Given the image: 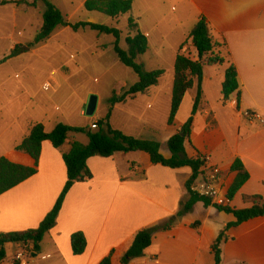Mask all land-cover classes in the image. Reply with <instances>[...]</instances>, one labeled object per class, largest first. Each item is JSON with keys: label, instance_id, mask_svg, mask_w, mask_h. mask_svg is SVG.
<instances>
[{"label": "crops", "instance_id": "crops-1", "mask_svg": "<svg viewBox=\"0 0 264 264\" xmlns=\"http://www.w3.org/2000/svg\"><path fill=\"white\" fill-rule=\"evenodd\" d=\"M55 1L63 4L58 7L63 14L69 13L70 21L78 14L88 18L86 22L90 23L105 16L87 12L84 9L87 0ZM173 1L177 8H171L173 15L167 16L161 11L149 13L148 7H155V4L147 0V7L137 16L141 21L146 18L147 24L143 28L137 24L138 30L148 39V51L152 49L150 32L155 28L176 38L173 64L180 46L188 40L201 17L207 19L215 41L226 43L225 53L224 48L218 50L226 54L228 62L223 66L205 68L202 103L194 117L191 142H186L185 148L190 157L199 154L219 166L228 177L229 188L237 175L231 167L240 160L250 179L230 207L238 210L251 208L252 204L245 202L244 197L261 196L264 199V125L261 122L250 124L245 117L246 113L252 112L264 118V0ZM164 24L168 25L167 30L163 28ZM187 49L192 59L197 58L191 42L184 52ZM229 62L236 67L241 85L239 105L236 94L227 104L222 101ZM197 94L198 82L195 80L194 88L187 93L179 113L183 107L188 108V114L192 112ZM178 116L172 126L167 125L157 142L165 144L181 130L186 119L179 122ZM34 124L0 144V158L34 167L32 158L16 151ZM45 130L52 132L46 127ZM69 150V143L61 149H55L49 142L43 143L38 173L0 196V233L24 232L40 226L67 182L63 154ZM161 152L165 158L170 157L167 149ZM87 164L93 179L77 183L71 189L57 226L46 235L28 264H100L112 251L113 264H121L120 259L131 247L137 233L175 217L189 200L185 184L192 176L190 168L172 170L155 166L142 152L118 153L110 158L94 157ZM201 207L204 217L193 219V214ZM234 221L233 215L198 203L190 213L177 219L170 231L156 233L144 256L129 264H215L212 245ZM78 232L87 240L86 251L81 256H75L71 246L72 235ZM227 236L230 239L221 246L222 264H264V218L233 228ZM22 247L33 249L32 245H8L7 259L3 264H13Z\"/></svg>", "mask_w": 264, "mask_h": 264}, {"label": "rangeland", "instance_id": "rangeland-1", "mask_svg": "<svg viewBox=\"0 0 264 264\" xmlns=\"http://www.w3.org/2000/svg\"><path fill=\"white\" fill-rule=\"evenodd\" d=\"M8 1L9 4L0 7V61L9 58L16 45L23 49L0 66V144H5L12 135H20L31 123H41L48 131L59 124L87 129L109 114V124L114 130L140 140L157 142L161 139L171 110L172 56L176 38L161 29L150 32L152 49L139 56L137 63L144 65L146 71L163 70L165 74L149 94H140L125 104L112 106L110 100L115 95L122 96L139 81L132 69L119 61L114 36L100 35L90 28L77 32L62 28L47 42L35 45L46 6L39 2L35 7L26 8V4L35 0ZM17 1L23 4L13 3ZM146 1L138 0L127 15L115 19L102 16L95 23L120 31V47L127 51L126 38L134 34L130 32L129 20L134 17L132 20L140 28L145 27L146 18L141 21L137 16L147 7ZM148 1L155 4V7H148L153 14L161 11L171 16V8H177L173 0ZM53 3L63 7L59 1ZM68 14L65 16L70 21ZM87 19L78 14L70 23L75 25ZM163 28L167 30L168 25L164 24ZM222 51L225 53V49ZM189 54L187 49L186 55ZM92 97L97 98V107L94 115L88 116ZM189 114L188 108L183 107L178 121L186 119L187 122ZM75 138L88 144L83 133ZM201 210L202 207L195 211L193 219L204 217Z\"/></svg>", "mask_w": 264, "mask_h": 264}, {"label": "trees", "instance_id": "trees-1", "mask_svg": "<svg viewBox=\"0 0 264 264\" xmlns=\"http://www.w3.org/2000/svg\"><path fill=\"white\" fill-rule=\"evenodd\" d=\"M136 0H87L84 9L89 13H99L109 18H119L132 11ZM39 2L46 6L43 15V23L35 37V45L42 44L51 39L58 29L71 28L75 32L82 28H90L100 35H112L115 38V53L119 61L138 76V83L126 90L122 96H114L110 100L112 106L125 104L130 99L136 98L140 94H145L148 90L159 85L160 79L165 74L163 70L146 71L144 65L137 63L139 56L145 55L149 49L147 37L137 28V24L130 19V32L134 33L126 38L128 50L120 47L121 32L115 28L90 22H79L72 25L66 19L63 12L52 0H35L27 7H35ZM8 0L0 2V6L9 4ZM22 5V1L13 2ZM191 42L197 52V58L192 59L186 55L184 49ZM226 49V43L215 41L210 32L208 21L201 17L191 32L188 40L184 42L175 59L174 81L172 87L171 110L168 118V126H172L178 116L183 101L187 93L194 88L195 80L198 82V94L194 101L191 116L181 130L169 139L165 144L156 141L140 140L130 137L121 131L114 130L109 124L108 117L98 122V129L73 128L64 124L57 125L52 132L47 133L41 123L34 124L28 136L16 147V151L24 153L35 162L34 167H26L11 162L6 157L0 158V196L26 182L38 173L39 161L42 153V145L49 142L55 149H61L67 143L70 145L68 153L63 154V160L67 169V182L58 198L54 208L37 229L24 232L0 233V264L7 259L6 247L11 244L32 245V251L37 253L46 235L56 226L59 215L62 211L64 202L71 189L77 184L93 179V174L88 167V160L94 157L110 158L114 155L128 154L132 152L146 153L153 165L178 170L190 168L191 178L186 182L185 189L189 194V200L183 205L178 214L168 219L166 222L151 228L144 229L137 233L131 247L120 259L121 264H129L132 260L142 258L145 251L152 246L153 237L158 232L170 231L176 224L177 219L190 213L194 206L203 203L206 207H214L219 212L233 215L235 221L228 224L226 230L214 241L212 251L215 256V264H222L221 246L230 238L227 236L229 230L239 227L249 221L264 218V199L261 196L244 197V201L252 204L251 208L235 209L229 206L218 207L206 198L196 196L191 192L193 182L198 178L204 166V157L197 154L190 157L187 154L185 144L191 142L194 117L198 114L202 103V87L204 82V72L206 67L223 66L226 64L227 56L223 55L218 49ZM23 47L15 46L9 58L0 61V66L8 59L18 56ZM241 85L238 78L236 67L229 62V67L225 73L222 95L223 103L227 104L233 95H237L238 105L241 95ZM239 108V107H238ZM85 134L89 140L84 145L75 140L77 134ZM162 149H167L170 153L169 158H165ZM231 171L236 173V178L229 188L228 196L232 203L235 196L240 192L244 185L249 181L250 175L240 160H236L231 167ZM198 225V224H197ZM72 251L75 256L84 254L87 248V240L83 233L78 232L71 238ZM114 251L106 257L100 264H113Z\"/></svg>", "mask_w": 264, "mask_h": 264}, {"label": "built area", "instance_id": "built-area-1", "mask_svg": "<svg viewBox=\"0 0 264 264\" xmlns=\"http://www.w3.org/2000/svg\"><path fill=\"white\" fill-rule=\"evenodd\" d=\"M245 117L250 124L261 122L264 125V118L258 113L248 112ZM91 129L97 130L98 123L92 124ZM203 161V169L193 182L191 192L196 196L210 200L214 206H229L231 202L228 196L229 183L226 173L219 166L212 164L209 159L204 158ZM33 253L32 250L22 247L17 252L13 264H28Z\"/></svg>", "mask_w": 264, "mask_h": 264}, {"label": "water", "instance_id": "water-1", "mask_svg": "<svg viewBox=\"0 0 264 264\" xmlns=\"http://www.w3.org/2000/svg\"><path fill=\"white\" fill-rule=\"evenodd\" d=\"M97 98L96 97H92L88 106V110H87V115L88 116H93L95 111H96V107H97Z\"/></svg>", "mask_w": 264, "mask_h": 264}]
</instances>
